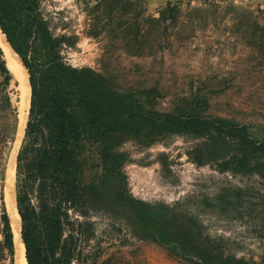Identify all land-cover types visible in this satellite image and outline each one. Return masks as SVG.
<instances>
[{
  "label": "rangeland",
  "instance_id": "obj_1",
  "mask_svg": "<svg viewBox=\"0 0 264 264\" xmlns=\"http://www.w3.org/2000/svg\"><path fill=\"white\" fill-rule=\"evenodd\" d=\"M43 8L56 34L76 41L62 52L71 67L96 71L119 91L152 92L160 113L193 105L264 136V0H44ZM20 132L19 120L5 190L15 201ZM199 144L180 136L149 148L126 143L130 198L196 217L224 258L264 264V155H251L248 172L222 170L195 161ZM131 211L85 209L79 264H192L141 233Z\"/></svg>",
  "mask_w": 264,
  "mask_h": 264
},
{
  "label": "trees",
  "instance_id": "obj_2",
  "mask_svg": "<svg viewBox=\"0 0 264 264\" xmlns=\"http://www.w3.org/2000/svg\"><path fill=\"white\" fill-rule=\"evenodd\" d=\"M43 3L0 0V30L27 69L32 91L16 164V205L28 264H79L85 238L80 218L88 215L85 209L99 206L109 214L129 206L141 233L192 264H249L224 258L196 217L132 200L124 172L129 155L122 147L134 142L149 148L185 137L200 142L197 163L205 158L222 170L245 173L251 155H264V136L256 140L247 126L205 117L193 105L160 113L149 101L152 92L119 91L104 75L66 64L62 52L76 41L56 34ZM7 64L0 48V264H17L5 190L21 92Z\"/></svg>",
  "mask_w": 264,
  "mask_h": 264
},
{
  "label": "bare ground",
  "instance_id": "obj_3",
  "mask_svg": "<svg viewBox=\"0 0 264 264\" xmlns=\"http://www.w3.org/2000/svg\"><path fill=\"white\" fill-rule=\"evenodd\" d=\"M0 48L4 53L5 60L8 63L7 65L9 67V69L11 70V72L15 73L19 77V78L18 77L17 78H18V81L20 83L19 89H20L21 95H22L21 96L22 102L20 101L21 102V104H20L21 105L20 106L21 107L20 108V111H21V114H20V128H21L20 135L22 136L24 128H25V124L27 122V116H28L27 110H28L29 105H30L31 89L29 86L28 74H27V71L25 70V67L23 66V64L21 62V59L13 51V49L11 48L9 43L7 42L5 35H3V33L1 32V30H0ZM13 162H15V161H13ZM12 183H13V181H12ZM8 184H10V183H8ZM9 193H8V195L6 194V196H7L8 212H9L10 217L12 219L13 230H14L15 237H16L17 264H27V262L25 260V256H24V246H23L21 238H20V219H19V215L16 212L15 195H11ZM12 212L15 213L14 216H13ZM14 217L16 219H14Z\"/></svg>",
  "mask_w": 264,
  "mask_h": 264
},
{
  "label": "water",
  "instance_id": "obj_4",
  "mask_svg": "<svg viewBox=\"0 0 264 264\" xmlns=\"http://www.w3.org/2000/svg\"><path fill=\"white\" fill-rule=\"evenodd\" d=\"M4 34V33H3ZM12 47V46H11ZM13 49V48H12ZM16 53V52H15ZM17 54V53H16ZM21 59V58H20ZM21 62H22V60H21ZM23 63V62H22ZM24 65V64H23ZM27 70V69H26ZM27 74H28V72H27ZM29 75V74H28ZM28 81H29V79H28ZM29 86H30V89H31V85H30V81H29ZM31 98H32V91H31V93H30V105H29V109L31 108ZM27 122H26V124H25V128H24V131H23V134H22V138H21V144H20V147H19V149H18V151H17V155H18V153H19V151H20V148H21V145H22V142H23V140H24V137H25V134H26V129H27V123H28V120H29V110H28V112H27ZM17 155H16V158H15V167H16V164H17ZM15 188H16V186H15ZM16 212H17V214H18V210H17V205H16ZM19 215V214H18ZM19 219H20V216H19ZM20 238H21V241H22V244H23V246H24V242H23V239H22V234H21V222H20ZM24 256H25V260H26V262H27V259H26V249H25V246H24ZM27 264H28V262H27Z\"/></svg>",
  "mask_w": 264,
  "mask_h": 264
},
{
  "label": "crops",
  "instance_id": "obj_5",
  "mask_svg": "<svg viewBox=\"0 0 264 264\" xmlns=\"http://www.w3.org/2000/svg\"><path fill=\"white\" fill-rule=\"evenodd\" d=\"M166 0H155L156 5L160 6L162 3H164Z\"/></svg>",
  "mask_w": 264,
  "mask_h": 264
}]
</instances>
